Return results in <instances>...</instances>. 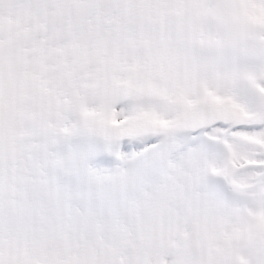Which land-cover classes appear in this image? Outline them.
Instances as JSON below:
<instances>
[{
	"label": "snow or ice",
	"instance_id": "obj_1",
	"mask_svg": "<svg viewBox=\"0 0 264 264\" xmlns=\"http://www.w3.org/2000/svg\"><path fill=\"white\" fill-rule=\"evenodd\" d=\"M0 264H264V0H0Z\"/></svg>",
	"mask_w": 264,
	"mask_h": 264
}]
</instances>
